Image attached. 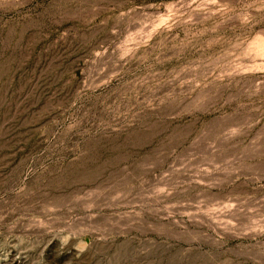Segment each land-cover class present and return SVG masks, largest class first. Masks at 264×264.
<instances>
[{
	"label": "rangeland",
	"instance_id": "374dc122",
	"mask_svg": "<svg viewBox=\"0 0 264 264\" xmlns=\"http://www.w3.org/2000/svg\"><path fill=\"white\" fill-rule=\"evenodd\" d=\"M0 264H264V0H0Z\"/></svg>",
	"mask_w": 264,
	"mask_h": 264
}]
</instances>
